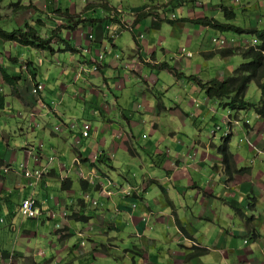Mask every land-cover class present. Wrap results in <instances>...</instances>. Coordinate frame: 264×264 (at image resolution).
<instances>
[{"label":"crops","instance_id":"0c3cea01","mask_svg":"<svg viewBox=\"0 0 264 264\" xmlns=\"http://www.w3.org/2000/svg\"><path fill=\"white\" fill-rule=\"evenodd\" d=\"M60 1L0 3V26L5 31L28 23L50 32L59 27V37L66 32L63 41H52L51 50L31 48L36 58L29 61L21 59L22 46L0 39V69L17 78L9 86L0 74V125L4 119L0 130V264H92L94 259L105 263L111 257L113 264H264V120L248 111L252 117V122H245L249 145L232 148L228 140L231 160L227 169L216 132L213 138L206 136L192 111L199 105L197 112L207 119L206 114L216 113L208 108L212 99L207 97L205 105L192 101L190 95L201 90L186 79L223 78L211 77V73L203 78L196 73L186 75L178 63L175 66L180 69L162 62L177 52L165 48L175 26L190 25L188 21L203 16L224 21L219 6L227 5L195 0L194 5L202 8H196L199 12L192 8V12L178 0L166 8L157 0ZM261 3L247 0L242 10ZM100 7L104 14L91 17ZM174 7L184 13L182 23L174 13L171 19ZM57 9L67 10L71 18L58 16ZM69 25L74 26L64 29ZM190 28L197 36L210 30ZM90 34L92 39H88ZM250 41L249 45L258 44L252 36ZM209 52L200 50V58L207 60L203 56ZM61 55L66 63H59ZM95 63H100L98 72H79L81 65ZM196 67L191 70L199 74ZM140 82L143 87L135 89ZM35 84L43 86L39 96L32 93ZM14 110L16 116L6 113ZM230 113L223 108L221 121H226L232 137ZM242 113L235 116L240 119ZM85 122L91 129L83 139L80 128ZM72 124L74 128L69 127ZM18 136L23 138L20 148L11 143ZM40 144L43 150L36 152ZM52 151L57 161L47 174L39 180L24 178L21 164L29 170L39 168ZM125 164L131 173L120 170ZM81 173L94 175L95 184L83 182ZM130 186L134 190L130 197L117 191ZM103 189L111 194L106 196ZM86 194L99 198L100 207L91 209ZM28 197L37 201L42 217L49 215L50 222L55 221L53 233L59 243L50 257L40 254L35 259L30 248L32 232L14 225L19 204ZM5 216L13 218L6 217V223ZM37 220H29L30 225Z\"/></svg>","mask_w":264,"mask_h":264},{"label":"rangeland","instance_id":"374dc122","mask_svg":"<svg viewBox=\"0 0 264 264\" xmlns=\"http://www.w3.org/2000/svg\"><path fill=\"white\" fill-rule=\"evenodd\" d=\"M8 1L12 2V3H17L18 0H8ZM65 1L66 0H61L60 3L63 4ZM79 1H81V0H67V3L78 4ZM93 1L100 2L102 0H93ZM120 1L122 3L128 2L127 0H118V2H120ZM157 1L161 2V3H159L160 7L166 8L168 6V4H171L175 0H172V1L168 0L169 3H166V4H162L165 0H157ZM178 1L181 3L187 4L188 6L187 5L186 6L190 8L189 11H192V12H193V9H195V12H199L200 10L196 9V8H202V6L198 7V5H194V4H196L195 0H178ZM246 1L247 0H202L203 3H208V4L212 3V4H216V5H221V4L227 5L228 9H230L229 7H233V9L235 10V12L237 14L236 19L234 21H232V24L235 26H238V27L243 28V29H249L248 27L251 28L253 26H256L258 29H263L264 28V2L262 1L261 6L256 4V5H252L250 8H247V10H242L243 5L244 4L246 5ZM116 2H117V0L113 1V3H116ZM143 3H148V0L143 1ZM181 3H180V5H181ZM186 6H185L184 11H186L188 9ZM219 8H220V6H219ZM97 9H98V14L92 13L91 17H95V18L101 17V14L102 15L104 14L101 7L97 8ZM181 11L175 7L171 8L170 15H172L174 13L177 16V20L179 21L178 23L183 22L182 19L184 18V13H181ZM221 18L224 19L223 13H222ZM217 20L224 22L223 20H220V19H217ZM190 25L183 22L181 27L175 26V28L172 29L171 34H173V36L169 38L168 43L165 46V48L168 50L172 49L173 51H177V52L173 53L175 55V57L172 56L170 58L169 56H167L166 59L163 60L162 62L165 61L170 66H173L176 69H180V68H177L175 66V63H178V65L181 67V70L186 75H189V73H196V75L200 76L201 78L206 77V75L208 73H211L209 75L211 77H217L219 75L222 78H226V77L230 76L232 74V72L237 67H239V65L244 63V60L239 55H234V56H230L227 58H221L219 56H215L216 58L213 57V58H215V59L212 58L213 60H211V59L210 60H202L200 58L199 51L200 50H206V51L212 52V50L215 51L217 49L218 50L219 49L220 50L221 49H230V48L238 47L239 46V45H237L238 43H240L241 46H245L246 42H248V44H246V45H249L251 42L250 41L251 35H248V34L238 35L234 32L220 33V32H217V31L210 29V30L203 31L201 34H199L197 36L196 34H193L192 28H190L194 25H192V24H190ZM169 26H170V24H169ZM170 28H172V26ZM183 28H184L185 32H182ZM4 29H6V28L4 27ZM36 30H38V32L40 34L42 33L41 35L46 34V35H48V37L51 36V32L49 30L43 31L39 27L38 28L36 27ZM65 34H66V32H63L61 37L58 36L59 39L57 41H60V42L63 41ZM125 34L126 35H124V36H129V33L125 32ZM215 37H217L218 39H224L226 41L225 44L219 45V47H216L211 42L212 38H215ZM232 39L235 43V46H232L233 45V43L231 42ZM181 49H185V52L188 51L192 55V58H188L184 53H183V56H180ZM28 50L23 47V51L26 52V54L24 55L23 54L24 52H23L21 54V59L24 61H29V59H35L36 58V55L34 56L35 53L31 50V48ZM156 54H157V59H160L162 52L158 49ZM206 54H208V53H206ZM203 55H205V54H203ZM13 56L16 57L15 53H13ZM203 57L205 58V56H203ZM57 59H59L58 60L59 63H66L65 57L62 55ZM30 61H32V60H30ZM33 61H35V60H33ZM193 65L197 66L195 68V70L198 69V71L199 70L201 71L200 73L198 72L199 74H197V72H195L194 70H191V67ZM55 66H56V60L53 62V67H55ZM81 67H82V65L80 66V68ZM16 68L18 70V74L20 75L21 74L20 67L16 65ZM80 68H79V70H80ZM99 68H98V70H99ZM155 71H157V70H155ZM80 73H81V71H80ZM92 73H94V72H92ZM18 77H20V76H18ZM142 87H143V83L140 82L135 87V89L136 88H142ZM186 88L187 87H185V89ZM33 89H34V86L32 87L31 90H33ZM185 92H187V89ZM190 97H191L192 101H194L197 104H201V105H205V101L207 100V96L205 95L204 91H202V92L197 91L193 95H190ZM260 98H261L260 91L257 89L256 84L254 82L250 83L248 86L247 92H246L245 100L252 102V103H257L258 101H260ZM197 107H195V106L192 107V111L194 112L193 114L197 118V120H196L198 122L197 127H200L202 130H204L205 135L206 136L208 135L210 138H213V133L216 132L217 142L218 143L220 142V144H221L219 146V148L222 146H226L224 144H226L230 138H231L232 148L237 147L238 145L242 146V144H244V143L248 144V140H246L247 136H246L245 122H246V120H249L250 122H252L251 121L252 117H251V115H249L248 111L239 112V113L244 112L241 114L240 119L235 116L238 114L237 112L231 111L232 112V113H230L231 120H232L231 127H232V132H233V135L231 137V130L228 128L226 121L224 120L223 121L224 123H222V121H221L223 119V118H221V112L223 111V108H225V107L220 106V105L218 106L217 103L212 102V100H211L210 104L208 105V108H213V110L216 113L210 114V112H209L208 114H206L207 119H204V118L201 119L200 113L197 112L198 111ZM6 113L13 115V116L17 115L16 110L6 111ZM198 114H199V116H197ZM235 120L237 121V123H235ZM3 122H4V119L1 118L0 130L3 129V127H4ZM93 122H94V124L96 123L95 121H93ZM212 123L215 125H212ZM215 128H216V130H215ZM219 128H221L222 132L218 131ZM223 129L225 130L224 131L225 133L223 135H221V133H223ZM29 137H30V139L35 140V136L30 135ZM221 138H222V142H221ZM22 142H23V138L21 136H18V137H13L11 143L15 147L20 148ZM140 142H142V141H140ZM18 158H19V160H21L22 155H19ZM12 168L16 169L17 167L12 166ZM19 170H21V169H19ZM120 170H123V172L131 173L130 172V166H127L126 164ZM131 171H133V170H131ZM21 172H22V170H21ZM75 191L77 192L78 188H75ZM12 198L14 199V197H12ZM85 200L88 202L87 203L88 206H89V204H90V206L93 205L92 202L96 201L97 205L96 206L93 205L91 209H96V208L100 207L99 198L98 199L97 198L91 199V197H89V199H85ZM6 217L8 218V220L13 218L12 216H10V217L5 216L6 223H8V220ZM14 217H16L15 218L16 223L14 224L15 227L18 228V226L20 225L22 230L32 232V234L30 236V241H31L30 248H32V250H33V254L35 256V259H39L40 254L41 255L43 254L45 257H50L52 254H54V248H57L56 246L58 245L59 240L57 239V236L55 235V233H53L55 221L52 219V221L50 222V216L49 215L48 216L45 215L44 217L40 216L38 218V220L36 219L37 221L35 222V225L33 224V226L30 225L29 220L23 219V217L19 213V208H18V216H14ZM1 231H2V229H0V232ZM15 237H17V236L15 235L14 238H12V239H16ZM72 242H73V240H72ZM11 243H14V245H16L14 240H11ZM114 262L115 261L113 260V257H111L110 259H106L105 263L103 261L101 262V261H98L95 259L92 260L91 263L92 264H113Z\"/></svg>","mask_w":264,"mask_h":264},{"label":"trees","instance_id":"16d2710c","mask_svg":"<svg viewBox=\"0 0 264 264\" xmlns=\"http://www.w3.org/2000/svg\"><path fill=\"white\" fill-rule=\"evenodd\" d=\"M2 1L3 0H0V3ZM103 7L106 6L103 5ZM220 10L221 13H223L224 22L207 16L198 17L188 22L200 28H208L220 33L234 32L238 35L248 34L254 37L258 41V44L238 46L230 49H217L205 55L207 60H210L215 56L227 58L230 56L239 55L242 57L244 63L239 65V67H237L232 72V74L226 78H211L205 82L196 76H190L186 79L191 81L201 91H204L205 95L209 99L218 101L221 106L229 109L230 111L239 113L241 111L251 110L258 117L264 120V28L243 29L235 26L232 24V21H234L237 16L234 9H228L225 6H221ZM54 13L58 14V16L64 19L71 18L67 10L62 11L57 9L54 11ZM172 20L169 21L170 24H172ZM76 24L77 23H75V25ZM73 26L69 25L64 29H72ZM58 29L59 27L51 31V36L49 38H43L38 30L30 26L28 23H26L23 28L14 29L12 31H5L0 26V39L7 42H14L22 47L51 50L52 41L54 39H58L56 34V30ZM67 47V49H70L69 51L75 52V50L71 49L69 45ZM26 67L27 69L29 68V70H31L30 63L26 64ZM0 74L3 78V81L9 86H13V83L17 80V78L10 76L3 69H0ZM252 82L256 84V87L260 91L261 95L260 101L257 103H252L245 100L248 86ZM226 146L218 148V151L222 155L223 161L226 164V168L228 169V165L231 160V154L227 150ZM65 185V181H63L62 186L64 188ZM70 187L71 186L69 185V187L66 189ZM203 252V250H199V253Z\"/></svg>","mask_w":264,"mask_h":264},{"label":"built area","instance_id":"2783aa9c","mask_svg":"<svg viewBox=\"0 0 264 264\" xmlns=\"http://www.w3.org/2000/svg\"><path fill=\"white\" fill-rule=\"evenodd\" d=\"M264 2V0H262ZM175 16L174 15H171V19H174ZM88 39H92V35H88ZM211 42L216 46V47H219V45H223L225 44V40L224 39H218L217 37L215 38H212ZM180 56H183V53L188 57V58H192V55L186 51L185 52V49H181L180 51ZM103 57L100 56V60H102ZM96 65L95 66H88V65H82V67L80 68L79 72L81 71V73H92V72H97L98 71V68L100 67V64L99 63H95ZM43 91V86L41 84H36L34 85V89L32 90V93L34 96H39V94ZM74 124H72L71 126H69L70 128H74ZM90 124L88 122H85L81 125V128H80V135H81V138L83 139H86L89 137V132H90ZM55 132H58L59 131V127L55 128L54 129ZM36 152L40 151V150H43V145L40 144L38 145V147L36 148ZM35 152V153H36ZM31 153H34V152H31ZM51 155L48 156L46 158V162L44 164H42L41 167L39 168H35V169H27L25 168V166L23 164L20 165V168L23 169V176L24 178L26 179H36V180H39L44 174H47L49 172V169L50 167L52 166V164L57 161V157H56V154L53 153H50ZM33 158L36 159V155L34 154ZM76 164H78L77 161H75ZM7 170V169H6ZM95 176L94 175H90V174H87V175H84L83 173L80 174V179L84 182H86L88 185H94L95 184ZM117 191L124 197V198H127V197H130L132 196V191L133 188L130 186L126 189H120L118 188ZM102 193H104L106 196H109L111 193L110 192H107L105 189L102 190ZM85 199H89V196L88 194H86L84 196ZM92 204L94 206L97 205L96 201H93ZM19 213L21 214V216L23 217V219H26V220H35V219H38L42 214H43V211L42 209L40 208L39 204L37 203V201L32 198V197H28V198H24L20 204H19ZM136 208V205L133 204L132 205V210H134ZM84 244V242H82V245Z\"/></svg>","mask_w":264,"mask_h":264},{"label":"clouds","instance_id":"9594fccd","mask_svg":"<svg viewBox=\"0 0 264 264\" xmlns=\"http://www.w3.org/2000/svg\"><path fill=\"white\" fill-rule=\"evenodd\" d=\"M2 221V220H1Z\"/></svg>","mask_w":264,"mask_h":264}]
</instances>
